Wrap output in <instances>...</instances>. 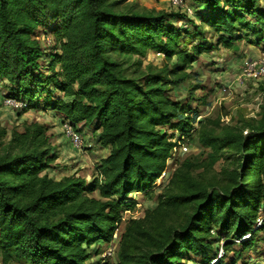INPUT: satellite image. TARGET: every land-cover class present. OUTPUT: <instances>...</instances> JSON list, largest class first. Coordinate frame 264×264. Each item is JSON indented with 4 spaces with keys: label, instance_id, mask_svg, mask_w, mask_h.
Here are the masks:
<instances>
[{
    "label": "trees",
    "instance_id": "16d2710c",
    "mask_svg": "<svg viewBox=\"0 0 264 264\" xmlns=\"http://www.w3.org/2000/svg\"><path fill=\"white\" fill-rule=\"evenodd\" d=\"M39 1L28 7L34 19L46 9ZM84 1L93 18L89 38L71 35L72 20L61 12L60 28L52 32L58 53L48 55L60 70L51 76L41 73L42 52L29 37L31 27L20 26L10 15L0 26V84L6 85L7 98L23 103L25 112L43 99L76 134L93 126L96 143L109 150L89 186L73 176L56 181L47 173L55 157L50 156L45 126L29 125L6 143L7 132L0 129L3 264H86L91 258L87 250L108 244L122 212L134 210L129 197L150 195L160 181L177 147L169 131L190 135L194 120L165 96L167 88L183 84L187 76L181 73L217 45L232 51L238 42L264 43V9L259 12L256 4L264 5V0H223V6L220 0H191L205 11L201 21L217 35V44H207L198 30L195 36L201 40L189 48L182 46L180 30L168 28L162 18L112 17L97 10L94 0ZM4 6L8 12V3ZM103 19L111 21L115 32L101 26ZM107 33L111 48L122 54L144 57L153 50L163 55L166 65L172 63L167 75L141 83L126 78L121 65L107 56L101 39ZM261 110L259 120L246 122L237 133L216 136L220 119L211 122L214 131L199 129V143L209 150L205 164L181 163L156 208L126 225L117 264H181L186 253L197 259L190 260L193 264H219V254L206 242L212 231L231 236L244 249L264 233V101ZM223 149L237 151L243 162L223 177L216 191L194 173L211 170ZM95 192L99 198L90 196Z\"/></svg>",
    "mask_w": 264,
    "mask_h": 264
},
{
    "label": "rangeland",
    "instance_id": "374dc122",
    "mask_svg": "<svg viewBox=\"0 0 264 264\" xmlns=\"http://www.w3.org/2000/svg\"><path fill=\"white\" fill-rule=\"evenodd\" d=\"M22 2L23 4L18 0H0V26L3 17L10 15L19 21L20 26L31 27L33 31L29 37L42 52L39 59L41 73L51 76L50 73L60 70L59 65L51 63L48 56L58 53L52 32L60 28L59 14L67 11L72 20L71 35L78 40L89 38L93 18L84 0H40L38 5L42 4L46 9L35 17L36 19L28 9L35 3L32 0ZM7 3L8 12L4 6ZM220 4L225 5L223 0H220ZM256 4L259 12H262L263 3L257 1ZM94 6L101 13L112 17L127 19L139 17L149 20L162 18L165 26L180 30L184 48L200 42L201 39L195 36L198 30L205 37L207 44L213 46L217 44V35L201 21L200 14L205 11L199 10L191 0H94ZM110 22L103 19L101 26L115 32L116 28ZM102 38L110 62L119 63L123 75L128 79L141 83L159 73L165 72L162 76H166L170 70L172 63L166 65L164 56L156 51L149 50L144 57L122 54L119 49L111 48L113 39L108 33L103 34ZM262 54L264 43L260 47H255L242 41L238 42L232 51L217 45L210 53L198 57L191 67L181 73L187 76L183 84L174 87L170 85L167 88L165 96L183 106L185 116L194 120L190 135L186 137L184 134L169 131V136H172V142H177V147L168 160L160 181H157L150 195L132 194L129 197L136 204L134 210L122 212V220L108 244H97L87 250L91 258L86 264H117L118 245L126 225L133 219L143 218L146 211L156 208L158 196L163 193L181 163L190 160L197 165L205 164L209 150L199 143L200 128L209 132L214 128L211 122L220 119L221 126L215 129L216 136L226 132L237 133L243 130L246 122L261 118L264 81L245 79L240 81V78L249 60H255ZM168 78L173 79L172 76ZM161 83L163 85L164 81ZM4 86L6 85L0 84V129L7 132L3 142H8L13 133H23L29 125L45 126L52 150L50 156L55 157L47 170L49 177L56 181L71 176L82 178L89 186L98 176L97 168L101 160L105 159L109 152L96 143L94 127L81 128L78 134L81 145L77 148L65 129L68 123L53 110L46 108L43 99L37 102L32 110L25 112L21 110L24 107L21 106V102L13 103L11 102L13 100L7 98L9 92ZM242 162L243 158L237 151L223 149L219 161L211 170H197L194 176L202 184L220 191L223 177L239 169ZM90 196L99 198L96 192ZM210 236L206 242L211 244L213 253L219 254L218 258H221L219 264H264V233H258L247 249L235 243L231 236L226 237L218 230L212 231ZM246 239L248 237L243 240ZM191 259L197 260L189 253L179 258L181 264H193L190 262ZM0 264H3L1 257ZM213 264H216V261H213Z\"/></svg>",
    "mask_w": 264,
    "mask_h": 264
},
{
    "label": "built area",
    "instance_id": "2783aa9c",
    "mask_svg": "<svg viewBox=\"0 0 264 264\" xmlns=\"http://www.w3.org/2000/svg\"><path fill=\"white\" fill-rule=\"evenodd\" d=\"M241 79L264 81V54H262L255 60H249V62L245 65L244 69L242 70L240 81ZM11 102L19 103L14 100ZM20 104L22 107L24 106L22 103ZM65 129L71 137L73 145L79 148V146L81 145V139L78 134H75L69 125H66Z\"/></svg>",
    "mask_w": 264,
    "mask_h": 264
},
{
    "label": "crops",
    "instance_id": "0c3cea01",
    "mask_svg": "<svg viewBox=\"0 0 264 264\" xmlns=\"http://www.w3.org/2000/svg\"><path fill=\"white\" fill-rule=\"evenodd\" d=\"M95 197V196H94ZM96 198V197H95Z\"/></svg>",
    "mask_w": 264,
    "mask_h": 264
}]
</instances>
